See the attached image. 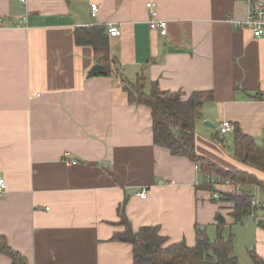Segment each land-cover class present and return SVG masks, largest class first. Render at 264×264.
Instances as JSON below:
<instances>
[{
    "label": "crops",
    "instance_id": "1",
    "mask_svg": "<svg viewBox=\"0 0 264 264\" xmlns=\"http://www.w3.org/2000/svg\"><path fill=\"white\" fill-rule=\"evenodd\" d=\"M149 2L166 35L150 28ZM0 18V236L28 264H133L132 245L113 241L124 230L116 225L124 202L135 231L159 226L169 242L189 246L197 228L217 236L219 214L235 224L233 204L221 197L243 188L155 145L151 109L129 102L123 78L141 77L147 95L154 84L183 100L212 92L196 153L264 181L234 157V131L220 133L230 122L264 141V37L240 26L243 2L0 0ZM95 25L121 36L109 37L111 74L89 77L98 63L75 31ZM250 190L264 206V193ZM258 234L264 241V229ZM0 264H12L1 251Z\"/></svg>",
    "mask_w": 264,
    "mask_h": 264
},
{
    "label": "trees",
    "instance_id": "2",
    "mask_svg": "<svg viewBox=\"0 0 264 264\" xmlns=\"http://www.w3.org/2000/svg\"><path fill=\"white\" fill-rule=\"evenodd\" d=\"M78 46L93 49L95 60L103 65L108 74L111 70L109 34L106 27L89 26L75 31ZM123 88L132 104L145 105L151 109L153 137L157 146L168 149L172 155L186 157L209 174H217L221 180H228L243 188L241 193L222 196L224 202L233 204L231 213L235 224L253 216L264 206L253 202L252 190L260 189L264 193V181L248 172L228 171L209 159L199 156L195 150V131L202 120V109L206 102L213 99L212 92H195L187 100L177 93L162 92L156 84L149 95L144 93L143 79L135 83L123 78ZM234 157L259 171L264 172V141L258 143L244 134L238 126L234 127ZM126 202L119 208L120 221L116 224L124 230L115 233L113 241L127 243L133 247V264H241L234 253V236L225 238V224L218 223L217 236L210 239L205 230L197 228V240L194 246L185 241L169 242L160 233L159 226H145L135 231L126 214ZM264 229V220L258 221ZM0 251L12 260V264H28L26 258L13 250L5 237L0 236ZM251 264H264V258L251 252Z\"/></svg>",
    "mask_w": 264,
    "mask_h": 264
},
{
    "label": "built area",
    "instance_id": "3",
    "mask_svg": "<svg viewBox=\"0 0 264 264\" xmlns=\"http://www.w3.org/2000/svg\"><path fill=\"white\" fill-rule=\"evenodd\" d=\"M23 3L25 0H21ZM243 2L247 7V18L241 22L240 26L248 29L255 38L264 37V0H238ZM147 8L149 10L150 21L149 26L152 30L158 31L161 35L167 34V22L164 20L156 19L157 12L155 10V5L152 2L147 3ZM91 16L93 19L97 18L98 14V5L91 4ZM2 19L0 18V25H2ZM109 37H120L121 30L115 26H108ZM234 131V126L230 122H224L220 125V133L226 134ZM76 164V162H73ZM6 188V183L4 178L0 177V192H3ZM139 197L145 199L147 197V190L143 189L139 193ZM215 199H219L217 193L214 194Z\"/></svg>",
    "mask_w": 264,
    "mask_h": 264
},
{
    "label": "rangeland",
    "instance_id": "4",
    "mask_svg": "<svg viewBox=\"0 0 264 264\" xmlns=\"http://www.w3.org/2000/svg\"><path fill=\"white\" fill-rule=\"evenodd\" d=\"M225 148H227V144H225ZM260 218H262V212L258 211L256 215L246 218L243 224L225 225L224 235L226 238L230 233L234 236V253L241 264H251V252L259 255L261 250L260 245L264 243L262 235L258 234V231H263V229L258 226ZM215 238L216 236L211 237V239Z\"/></svg>",
    "mask_w": 264,
    "mask_h": 264
},
{
    "label": "water",
    "instance_id": "5",
    "mask_svg": "<svg viewBox=\"0 0 264 264\" xmlns=\"http://www.w3.org/2000/svg\"><path fill=\"white\" fill-rule=\"evenodd\" d=\"M107 74H108V72H107L106 68L103 65L96 64L90 70L88 76L89 77H95V76L107 75ZM204 125L209 126L211 128H214L213 124H211L210 122H207V121L204 122ZM217 222L218 223H224L225 222V219L221 215H218L217 216Z\"/></svg>",
    "mask_w": 264,
    "mask_h": 264
}]
</instances>
